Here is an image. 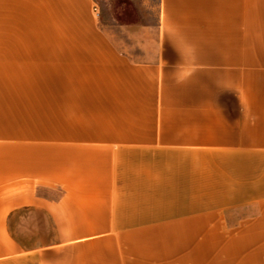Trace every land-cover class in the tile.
<instances>
[{"label": "crops", "instance_id": "0c3cea01", "mask_svg": "<svg viewBox=\"0 0 264 264\" xmlns=\"http://www.w3.org/2000/svg\"><path fill=\"white\" fill-rule=\"evenodd\" d=\"M131 5L0 0V264H264V0Z\"/></svg>", "mask_w": 264, "mask_h": 264}, {"label": "rangeland", "instance_id": "374dc122", "mask_svg": "<svg viewBox=\"0 0 264 264\" xmlns=\"http://www.w3.org/2000/svg\"><path fill=\"white\" fill-rule=\"evenodd\" d=\"M97 2L102 6V9L105 11V13L110 15L115 13L116 17L121 22L137 21L135 10H132L131 8V0H97ZM122 10H125L126 12L124 16L119 14V12Z\"/></svg>", "mask_w": 264, "mask_h": 264}]
</instances>
